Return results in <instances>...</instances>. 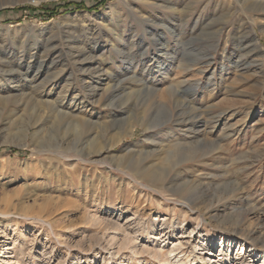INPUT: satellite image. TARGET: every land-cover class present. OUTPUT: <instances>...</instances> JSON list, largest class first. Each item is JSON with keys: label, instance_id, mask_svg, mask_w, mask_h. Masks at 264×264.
<instances>
[{"label": "rangeland", "instance_id": "1", "mask_svg": "<svg viewBox=\"0 0 264 264\" xmlns=\"http://www.w3.org/2000/svg\"><path fill=\"white\" fill-rule=\"evenodd\" d=\"M63 1L0 0V264L264 251V0Z\"/></svg>", "mask_w": 264, "mask_h": 264}, {"label": "bare ground", "instance_id": "2", "mask_svg": "<svg viewBox=\"0 0 264 264\" xmlns=\"http://www.w3.org/2000/svg\"><path fill=\"white\" fill-rule=\"evenodd\" d=\"M0 7H6V6L5 5H1V3H0ZM172 157L173 156L171 155L170 158H168L169 168L170 169L172 168V170H174L175 166H178L180 163H178V159H173ZM187 158H188V156H187ZM144 171L147 172L148 170L145 169ZM152 174H154L153 177H155V175H157L156 172L155 173L152 172ZM183 183L185 185L186 182H182V183H180V185H177L176 189H174V192L177 191L178 189L181 190V188H182L181 185H183ZM141 184L146 186L147 188L153 189V187H151L149 185H146V184H143V183H141ZM187 190H188V188H187ZM191 196H192V194H191ZM181 204L182 205L183 204L187 205L191 209L190 204H188L187 202H181ZM111 225H113V223ZM126 225H128V224H126ZM115 226H117V225H115ZM117 227H119V228H117ZM117 227H116L117 231H121L120 233H123L122 237H120V244H119V248L117 250L118 253H121L123 250H124V252H126L125 249H128V248L131 249L130 252L133 253L132 255H138L142 251H145V252L148 251V252L152 253L155 256L159 255L161 252L163 253L162 248H159L158 250H156L155 248H150V247H148L145 244L144 245H139V242H137L138 240H137L136 236L133 235L134 233H136V232L132 231L134 229H131L128 226L127 227H123V228H120V226H117ZM112 228H115V227L113 226ZM183 232L185 233L186 230H184ZM193 233H195V229H192V231L189 232L190 235H192ZM112 236L113 237H110L111 240L116 239V235L114 236V234H113ZM226 237H227L226 235L222 236V238H221L222 244L220 246V252H219L218 257L215 258L213 256V250H212L213 246H211L209 244V241H208V239L206 237L201 236L199 238V241L196 244L193 245L194 248L195 247L197 248L199 246L200 254L195 252V249H193V248L191 250L192 253H193V256H194V259H193L195 261L194 264H205V262H207V261H209L208 264H264V251L259 250L257 247H255L254 245L250 244L246 240H240L237 237H235L234 239L233 238H226ZM117 239L119 240L118 237H117ZM118 240H116V241H118ZM113 242H114V240H113ZM113 242H112V244H114ZM183 245L184 244L181 241H179L178 243H176V244L172 245L170 248H168L167 251L169 253V255H168L169 257L167 256L166 259L169 260L170 258H173V261H172L171 264H187V262L182 260L183 258H181V259L179 258V254L182 252L180 249H181V247ZM236 245H238L239 248H238L237 253L235 254V256L234 255L232 256L233 253H231V249H232L233 246H236ZM117 252H116V254H117ZM124 252L122 254H120L121 257L126 255V254H124ZM175 252H177V253H175ZM165 253H166V251H165ZM185 254H186V252H185ZM163 256H165V254H163ZM186 260H188V259H186Z\"/></svg>", "mask_w": 264, "mask_h": 264}, {"label": "trees", "instance_id": "3", "mask_svg": "<svg viewBox=\"0 0 264 264\" xmlns=\"http://www.w3.org/2000/svg\"><path fill=\"white\" fill-rule=\"evenodd\" d=\"M107 0H104L103 3H99V4H93L92 7H90L89 9L91 11H97L100 9V6L103 5L104 3H106ZM52 6V7H51ZM65 9V11L69 10V9H73V10H81V9H85L83 3H76V2H71V1H67V0H64L63 2L61 3H56V2H51L50 4H45L41 7L40 9V14L43 15L44 18H51L53 17V14L56 13V11H58L59 9ZM55 9V12H53V10ZM36 10V9H35ZM11 151L13 152H17L20 150H17V149H11Z\"/></svg>", "mask_w": 264, "mask_h": 264}, {"label": "water", "instance_id": "4", "mask_svg": "<svg viewBox=\"0 0 264 264\" xmlns=\"http://www.w3.org/2000/svg\"><path fill=\"white\" fill-rule=\"evenodd\" d=\"M0 8H4V7H0Z\"/></svg>", "mask_w": 264, "mask_h": 264}]
</instances>
